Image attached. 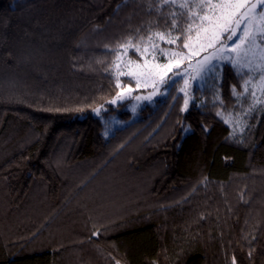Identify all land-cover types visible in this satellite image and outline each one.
Here are the masks:
<instances>
[{
    "label": "trees",
    "instance_id": "obj_1",
    "mask_svg": "<svg viewBox=\"0 0 264 264\" xmlns=\"http://www.w3.org/2000/svg\"><path fill=\"white\" fill-rule=\"evenodd\" d=\"M157 7L0 0V264H264V111L232 135L229 65L222 105L171 94L105 134L115 50Z\"/></svg>",
    "mask_w": 264,
    "mask_h": 264
},
{
    "label": "snow or ice",
    "instance_id": "obj_2",
    "mask_svg": "<svg viewBox=\"0 0 264 264\" xmlns=\"http://www.w3.org/2000/svg\"><path fill=\"white\" fill-rule=\"evenodd\" d=\"M157 4L155 11L161 15L165 6L172 8L164 16L166 30L153 32L150 28L148 35H140L136 43L129 37L117 46L113 67L115 87L119 91L110 103L116 104L134 90L149 86L153 89L152 93L136 96L135 99L151 100L159 91L158 85L176 83L174 78L166 79L169 73H173V77L181 76L184 81V87L180 89L184 93L181 111H187L190 103L187 91L189 80L195 82L198 78L203 80L213 76L219 81L216 84L219 89L223 83L219 68L225 63L242 81L240 91L237 85L231 86L232 95L238 101L251 97L247 111L254 109L256 104L264 103L261 98L264 97V0H157ZM130 50L139 56V60L129 58L124 63L122 57L127 56ZM182 68L183 75L177 71ZM121 77L134 80L136 89L122 84ZM247 111L243 114L246 115ZM217 115L221 114L218 112ZM224 123L233 125L232 135L236 126L243 130L239 114L234 119L230 114ZM204 130L207 131V128ZM233 264H236L235 257Z\"/></svg>",
    "mask_w": 264,
    "mask_h": 264
},
{
    "label": "rangeland",
    "instance_id": "obj_3",
    "mask_svg": "<svg viewBox=\"0 0 264 264\" xmlns=\"http://www.w3.org/2000/svg\"><path fill=\"white\" fill-rule=\"evenodd\" d=\"M165 31V30H164ZM137 41L133 40V43H136ZM163 47H172V46H168V45H161ZM207 54V53H202V55ZM132 59V60H139V56L138 55H134L133 52L130 50L127 56L122 57V60L124 61V63L127 62L128 59ZM142 62V61H141ZM161 62H164L163 60H161ZM187 62H185L186 65ZM228 65L227 63L223 64L222 66H220L219 71L222 73L224 67ZM123 68V65H122ZM123 70H127L126 68H124ZM177 71H180L181 74L183 75V68L179 69ZM113 72L115 75V69L113 67ZM195 74V73H193ZM169 78H174L176 80L175 84H168L166 86H160L159 87V91L152 96L151 100H144V99H140L137 100L135 99L136 96H147L150 93H152L153 89L149 86L148 88H144L141 87L139 90H134L130 95H126V98L118 101L116 104H112L110 103V101L112 99L115 98V96L113 98H111L108 101V106L105 107H101L99 110V117L105 127V134L109 135L111 134L115 128L118 127H122L127 125L128 123L136 120L140 114L141 111L145 108V107H151L156 108L159 100L161 99H165L167 96L171 95V94H175V96L177 95H182L184 98V93L180 91L181 88L184 87V81L181 78V76H175L173 77V73H169L168 77H166V79ZM246 78V77H245ZM258 78V77H257ZM122 81V84H127L129 85L131 88L136 89V84L134 80H130L129 77H121L120 78ZM219 81L214 79L213 76H208L207 78L203 79V80H199V78L197 79V81H192L191 79L189 80V87L187 89L188 94H189V100L190 103L192 102H197V98H196V92H199V102L202 103L204 102L207 98L206 95V91L207 90L210 94L209 99L210 101H212L213 103H219L221 104L222 102V97H221V93H220V88L218 89L216 87V84H218ZM257 95L260 96V93L257 92ZM262 99H264V97H261ZM251 103V97H247L245 98L243 101H238L236 102V106L229 110V111H220V116L223 120L230 118V114H231V118H235L237 117V115H240V119L243 122V130L241 131L240 126H236L235 128V133L233 136H243L246 132V130L252 126L254 124L255 121H257V119L261 116V114L264 111V103H259L255 105V108L252 109L251 111H247L248 110V106ZM120 104L122 106H120ZM125 104V105H124ZM222 105V104H221ZM109 106L115 107L116 110L113 112H107ZM122 111V113H121ZM124 111H128L130 113V117H126L123 112ZM247 111V114H243ZM231 128H232V134H233V125L232 124H228Z\"/></svg>",
    "mask_w": 264,
    "mask_h": 264
}]
</instances>
